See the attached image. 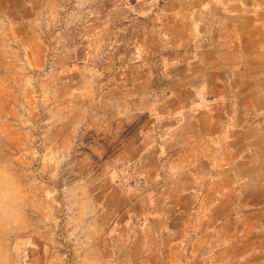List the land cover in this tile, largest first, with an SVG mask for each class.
Returning a JSON list of instances; mask_svg holds the SVG:
<instances>
[{
    "label": "rangeland",
    "instance_id": "1",
    "mask_svg": "<svg viewBox=\"0 0 264 264\" xmlns=\"http://www.w3.org/2000/svg\"><path fill=\"white\" fill-rule=\"evenodd\" d=\"M0 264H264V0H0Z\"/></svg>",
    "mask_w": 264,
    "mask_h": 264
},
{
    "label": "crops",
    "instance_id": "2",
    "mask_svg": "<svg viewBox=\"0 0 264 264\" xmlns=\"http://www.w3.org/2000/svg\"><path fill=\"white\" fill-rule=\"evenodd\" d=\"M207 110H209L208 108H206ZM198 121H200V120H198Z\"/></svg>",
    "mask_w": 264,
    "mask_h": 264
}]
</instances>
